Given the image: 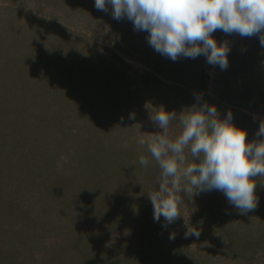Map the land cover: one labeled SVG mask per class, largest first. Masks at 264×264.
<instances>
[{
    "label": "rangeland",
    "instance_id": "obj_1",
    "mask_svg": "<svg viewBox=\"0 0 264 264\" xmlns=\"http://www.w3.org/2000/svg\"><path fill=\"white\" fill-rule=\"evenodd\" d=\"M94 5L0 0V264H264V176L247 214L212 190L157 222L161 170L138 144L162 131L150 118L161 107L179 134L197 96L264 139L259 37L214 32L230 48L225 70L203 55L173 61Z\"/></svg>",
    "mask_w": 264,
    "mask_h": 264
},
{
    "label": "clouds",
    "instance_id": "obj_2",
    "mask_svg": "<svg viewBox=\"0 0 264 264\" xmlns=\"http://www.w3.org/2000/svg\"><path fill=\"white\" fill-rule=\"evenodd\" d=\"M109 5L113 19L131 21L135 30L148 34L157 53L173 61L203 55L208 64L227 69L230 48L227 42L217 43L212 35L216 31L258 36L264 46V0H95L94 6L107 13ZM200 99L197 96V104L180 113L181 131L174 138L169 126L177 114L161 107L150 118L162 131L138 139L161 170L158 188L149 193L157 222L161 217L168 224L175 222L184 197L204 191L222 192L241 214L257 207L256 178L264 176V139L247 141V131L233 123L231 111L221 119L215 105L199 103ZM257 136L264 137V121ZM139 162L145 168L149 164L143 155ZM199 235L194 228L186 233Z\"/></svg>",
    "mask_w": 264,
    "mask_h": 264
}]
</instances>
